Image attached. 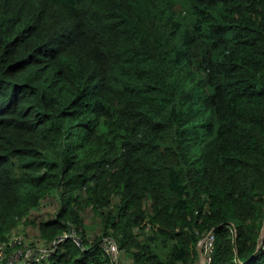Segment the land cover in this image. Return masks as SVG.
Listing matches in <instances>:
<instances>
[{
    "label": "trees",
    "instance_id": "trees-1",
    "mask_svg": "<svg viewBox=\"0 0 264 264\" xmlns=\"http://www.w3.org/2000/svg\"><path fill=\"white\" fill-rule=\"evenodd\" d=\"M175 2L0 0V240L63 236L37 264H264V0Z\"/></svg>",
    "mask_w": 264,
    "mask_h": 264
},
{
    "label": "built area",
    "instance_id": "built-area-1",
    "mask_svg": "<svg viewBox=\"0 0 264 264\" xmlns=\"http://www.w3.org/2000/svg\"><path fill=\"white\" fill-rule=\"evenodd\" d=\"M261 237H264V223ZM59 238L50 245L40 244L36 249L29 248L24 244V238L18 233H11L8 239L0 241V264H34L45 260L53 252L55 245L61 242ZM102 245L110 253L111 257H116V248L109 240H104ZM201 246L206 253L204 264L211 261V254L214 248V236L208 233L201 241Z\"/></svg>",
    "mask_w": 264,
    "mask_h": 264
},
{
    "label": "rangeland",
    "instance_id": "rangeland-1",
    "mask_svg": "<svg viewBox=\"0 0 264 264\" xmlns=\"http://www.w3.org/2000/svg\"><path fill=\"white\" fill-rule=\"evenodd\" d=\"M175 7L178 9L179 12L183 14L189 13L187 8V0H176ZM57 207L58 201L53 195V193H50L47 195V197L42 200L39 208L37 210L32 211L30 217L35 220H45L55 214ZM87 220V231H90V236L94 237L99 232L97 219L93 218ZM15 231L23 233L26 238H29L33 241L38 238L37 227L27 221L22 225V227L19 226L18 228H16Z\"/></svg>",
    "mask_w": 264,
    "mask_h": 264
},
{
    "label": "clouds",
    "instance_id": "clouds-1",
    "mask_svg": "<svg viewBox=\"0 0 264 264\" xmlns=\"http://www.w3.org/2000/svg\"><path fill=\"white\" fill-rule=\"evenodd\" d=\"M47 197V196H46ZM39 208V207H38ZM38 208H36V210L38 209ZM58 208V207H57ZM34 211V210H33ZM31 214H32V212H31ZM31 216V215H30ZM53 217V215L52 216H50V217H48L47 219H50V218H52ZM30 218V220H35V219H33V218H31V217H29ZM47 219H45V220H47ZM44 221V219H41V220H35L36 221V223H38V222H40V221ZM26 222V221H25ZM25 222H22L21 224H19L16 228H18L19 226H21L22 227V225L25 223ZM263 223H264V217H263V222H262V226H263ZM35 227H36V225H34ZM15 228V229H16ZM15 229L14 230H12V231H10L8 234H6L5 235V237L3 238V239H1L0 241H3V240H6V239H8V237H9V235L11 234V233H18V234H20V235H22V237L24 238V244H25V246H27V247H29V248H32V249H36L37 248V246L38 245H40V244H43V245H50V244H52L54 241H56V240H58L59 238H63V236H59V237H57V238H55L53 241H51V242H46L45 240H43L41 237H40V235H39V230H38V228H37V230H38V238L35 240V241H33V240H31V239H29V238H26V236H24V234L23 233H20V232H17V231H15ZM261 231H262V227H261ZM209 233H211V234H213L212 232H209ZM207 235V234H206ZM74 241H75V243L77 244V245H79V243L75 240V232H74V230H72L71 231V233H70V235H69ZM213 236H214V234H213ZM259 238H260V242L263 240V238L264 237H261V232H260V236H259ZM204 239V237H202L201 239H200V241L198 242V244H197V250H198V259L196 260V262H195V264H204V257L206 256V253H205V251L203 250V248H202V246H201V241ZM63 240H64V238H63ZM62 240V241H63ZM106 240H109L112 244H114V246H115V248H116V257H111V255H110V253H109V255H110V260H111V264H119V256H120V252H119V250H118V247H117V244L115 243V241L111 238H109V239H106ZM61 241V242H62ZM60 243V242H59ZM103 243V242H102ZM102 243H101V245H102ZM58 244V243H57ZM57 244L55 245V248H54V250L56 249V246H57ZM103 246V245H102ZM104 247V246H103ZM105 248V247H104ZM54 250H53V252H54ZM52 252V253H53ZM52 253H51V255H52ZM214 253H215V236H214V248H213V251H212V254H211V260H212V258H213V255H214ZM199 254H200V257H199ZM51 255L49 256V257H47V258H45V260H42V261H47L50 257H51ZM42 261H40V262H42ZM40 262H37V263H40ZM211 262V261H210ZM209 262V263H210ZM37 263H34V264H37ZM208 263V264H209Z\"/></svg>",
    "mask_w": 264,
    "mask_h": 264
},
{
    "label": "crops",
    "instance_id": "crops-1",
    "mask_svg": "<svg viewBox=\"0 0 264 264\" xmlns=\"http://www.w3.org/2000/svg\"><path fill=\"white\" fill-rule=\"evenodd\" d=\"M199 257H200V254H199Z\"/></svg>",
    "mask_w": 264,
    "mask_h": 264
},
{
    "label": "bare ground",
    "instance_id": "bare-ground-1",
    "mask_svg": "<svg viewBox=\"0 0 264 264\" xmlns=\"http://www.w3.org/2000/svg\"><path fill=\"white\" fill-rule=\"evenodd\" d=\"M15 95V94H14Z\"/></svg>",
    "mask_w": 264,
    "mask_h": 264
}]
</instances>
